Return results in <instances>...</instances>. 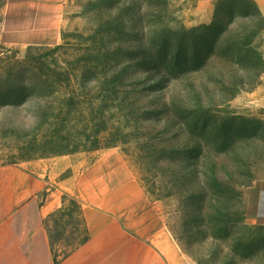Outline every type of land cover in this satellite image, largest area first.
Returning <instances> with one entry per match:
<instances>
[{
	"label": "rangeland",
	"instance_id": "rangeland-1",
	"mask_svg": "<svg viewBox=\"0 0 264 264\" xmlns=\"http://www.w3.org/2000/svg\"><path fill=\"white\" fill-rule=\"evenodd\" d=\"M9 2L0 0V165H23L48 180L44 202L59 205L52 203L48 224L56 257L85 238L76 179L115 159L152 205L161 225L152 245L168 264H264V226L251 211L252 191L264 187V74L255 78L251 56L236 45L252 37L264 59V16L251 0H67L46 13L52 31L29 39L51 45L31 47L3 43ZM216 18L229 27L221 46L179 76L175 38ZM188 49L190 60L199 57L193 38ZM88 60L120 62L94 72V83L85 81L90 73L76 75L77 88L94 90V98L117 90L127 101L103 119L124 142L51 155L44 147L55 121L38 127L28 92L24 104L11 102L13 84L28 86L31 73L52 77L56 64L72 73L74 63Z\"/></svg>",
	"mask_w": 264,
	"mask_h": 264
},
{
	"label": "crops",
	"instance_id": "crops-1",
	"mask_svg": "<svg viewBox=\"0 0 264 264\" xmlns=\"http://www.w3.org/2000/svg\"><path fill=\"white\" fill-rule=\"evenodd\" d=\"M9 1L4 45H51L29 39L37 31H52V16L46 13L67 0ZM253 1L264 16V0ZM123 168L122 161L104 159L76 179L85 238L60 258L48 226L52 203L59 205L45 203L42 196L48 180L23 165H0V264H168L152 245L161 231L153 207ZM262 188L252 191L251 211L252 221L264 226Z\"/></svg>",
	"mask_w": 264,
	"mask_h": 264
},
{
	"label": "trees",
	"instance_id": "trees-1",
	"mask_svg": "<svg viewBox=\"0 0 264 264\" xmlns=\"http://www.w3.org/2000/svg\"><path fill=\"white\" fill-rule=\"evenodd\" d=\"M221 0H218V3ZM252 4L260 16H263L258 9L256 3L251 0ZM229 33V27L226 23L216 18L215 22L210 25H202L191 30H183L175 38L176 58L175 69L181 70L179 76H183L189 72L197 71L188 67L191 63H197L199 60L209 61L220 44ZM193 35V37H192ZM193 41L199 47V57L190 60L188 44ZM238 53L245 56H251L250 63L256 77L264 74V59L259 50L254 47V39L251 37H242L237 41ZM223 53L231 56L232 50H222ZM203 58V59H202ZM205 66V65H204ZM120 67V62L110 63L101 60H88L84 62L74 63L72 73L62 68L59 64L55 65L52 70V77L46 74L31 73L32 80L28 86H18L13 84L10 96L13 98L11 102L14 104L25 103V93H29V101H33L38 109L37 123L38 127L47 126L51 120L55 122L51 127L54 131L49 134L46 146L50 150L51 155L75 154L81 150L86 152H96L103 149L115 148L123 143L122 131L110 134L108 123L104 121L105 114L112 108L118 109L119 106L127 104L120 97V92L112 91L106 100L94 98V90H82L77 85L82 86L78 82L77 72L84 74L90 73L93 76L85 79L89 83H94V72L107 71ZM126 70V69H125ZM122 74L117 73L114 79L116 85L119 84ZM13 78V74L9 77ZM82 79V78H81ZM98 80V79H97ZM257 80V79H256ZM258 85V81H255ZM242 88L244 85H238ZM25 98V99H24ZM110 104V105H108ZM94 115L96 120L94 121ZM41 121H43L41 123ZM95 122V123H94ZM40 124V125H39ZM65 135V136H64ZM119 136L121 139H119Z\"/></svg>",
	"mask_w": 264,
	"mask_h": 264
}]
</instances>
